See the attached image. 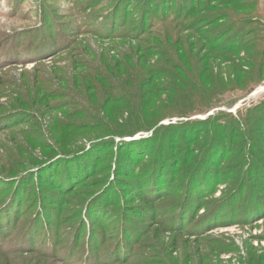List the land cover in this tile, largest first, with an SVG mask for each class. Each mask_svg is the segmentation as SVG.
<instances>
[{
  "label": "rangeland",
  "instance_id": "obj_1",
  "mask_svg": "<svg viewBox=\"0 0 264 264\" xmlns=\"http://www.w3.org/2000/svg\"><path fill=\"white\" fill-rule=\"evenodd\" d=\"M146 1L0 0V264H264V0Z\"/></svg>",
  "mask_w": 264,
  "mask_h": 264
},
{
  "label": "trees",
  "instance_id": "obj_2",
  "mask_svg": "<svg viewBox=\"0 0 264 264\" xmlns=\"http://www.w3.org/2000/svg\"><path fill=\"white\" fill-rule=\"evenodd\" d=\"M200 1V6L198 7V8H196V9H194L195 8V4L191 7V8H185V9H183V7H181L180 5H176V2H174L173 0H170V2H167L166 0L165 1H163L162 3V7L160 6V8H158L157 10L159 11V12H161V16H160V18H161V20L163 21V22H167L168 20H172L175 24H176V28H177V30H178V33H182L183 31H186V30H194V29H196L195 31H197L198 33H197V35H199L198 37H200L201 38V40H203V41H206V44H204V46L201 48V53H202V51H206V49L208 50L207 51V58L208 59H210L209 58V55H210V57L212 56H214L215 58H218V57H221V56H226V57H229V56H233V55H238L240 52L239 51H242V49H241V47H239V46H236L235 44L233 45V46H231V47H228L227 45H222V44H220L219 43V41H221V39H222V34L220 33V34H218L215 38H210V37H208V35L210 34H208L207 33V29L209 28V25L210 24H212V26L213 25H215V24H217L219 21H223V20H226V19H228V16H226V15H224V14H220V13H217L216 14V18L215 19H213V20H211L209 17H207V18H201V20H196V21H193V23H191V25L190 24H187L186 25V22L185 21H182L181 19L183 18L182 16H183V14H184V16H187V17H190L191 18V16L192 15H195L196 13H198V12H200L201 10H202V8L204 7V4H203V2H206V6L205 7H208V6H216V4L217 5H219V6H221L222 8H226L227 6H233L236 10H241L242 9V7L241 6H243L240 2H239V0H231V1H229V2H225V0H199ZM146 4H151V5H153L154 4V0H147L146 1ZM93 7H91V9H92ZM175 9H178L179 10V13L178 12H174V10ZM124 11H128V8H125V10ZM116 11H112L111 12V16H110V20L108 21L110 24H111V29H112V26L115 24V20H116ZM170 16H172V17H170ZM141 18H146V19H148V20H152L153 18H149V12H147L146 11V13H144L143 14V12H142V14H141ZM185 19H186V17H185ZM153 20H155V18L153 19ZM244 21H245V19H244ZM107 22V23H108ZM207 23L209 24L208 25V27H207ZM116 25H117V20H116ZM98 28H96V30H97ZM99 30V29H98ZM98 32V31H97ZM145 32V31H144ZM171 37V38H170ZM172 37H174V35L171 33V34H169L168 36H167V41L168 40H170V39H172ZM239 40H240V43H241V46H242V48H244L245 50H252L253 48H254V46H252L251 44H249V42H244L245 40H244V38L243 37H241V38H239V37H237ZM176 45H175V47L176 48H178L179 49V47H181L182 45H180V42L178 41V42H176L175 43ZM192 45V44H191ZM256 45V44H255ZM148 52V51H147ZM179 53V52H178ZM158 54L159 55H161V56H164V55H166V53L164 52V51H160V52H158ZM190 54H192V55H194L193 53H192V51H190ZM214 54V55H213ZM150 56H155L154 54H150L149 55V57ZM141 57H144V55L143 56H141ZM140 59V58H139ZM208 62H209V60H208ZM177 68V71L180 73V74H182L183 75V77H185V75H187L186 74V70H185V67L184 66H177L176 67ZM208 68H209V64H208ZM208 68H204L206 71H208L209 69ZM235 70L239 73V74H241V71H239L237 68H235ZM151 73H153V74H157V75H159V76H162V74L164 73V71H162V70H156V71H151ZM152 74V75H153ZM147 76V75H146ZM146 78V77H145ZM145 78L144 79H141V80H143V81H145ZM102 81H104V83H106L108 86L110 85V84H112V81H110V80H108V78H106V77H104L103 79H102ZM147 81V80H146ZM101 86H102V84H101ZM138 94H139V100H141L140 102H141V106L139 105L138 107H136V110H138V111H140V114H137V111L135 112V111H133V113H134V115H136V116H138V119H141V116H143V119L144 120H147L148 118L145 116V112H147V111H149V101H147V99H146V97H148L149 98V95H148V93L147 92H145V91H138ZM112 97L113 96H108L107 97V99H112ZM158 101L159 100H157V103H156V105H157V108L159 107V106H161L160 104H162L163 102H159L158 103ZM110 102V101H109ZM210 106L211 105H209L208 107L206 106L205 108L207 109V110H209V108H210ZM205 109V110H206ZM202 111L203 110H201V113H202ZM204 112V111H203ZM143 114V115H142ZM113 115H114V113L112 112V113H110V116H109V118L111 119L112 117H113ZM150 120V119H149ZM208 120H205L204 122H207ZM203 122V123H204ZM156 123H157V121H156ZM238 124V123H237ZM169 126H173V124H169ZM72 126H68V128H71ZM220 127H223V126H219V128ZM227 127V126H226ZM145 139V138H144ZM216 139H214V141H215ZM218 149H214L213 150V155L212 156H210V157H208V165H209V162H210V160H209V158L211 159V160H215L216 161V159L217 158H219L221 155H222V151H223V149H225L226 147H225V145H223V142L222 141H220V143L216 146ZM213 148H215V147H213ZM215 153V154H214ZM177 165H174L173 167L172 166H170L169 167V169H170V175L171 176H173V174H174V170H176V167L180 164V160H178L177 162ZM216 163V162H215ZM215 163L213 164V166H215ZM206 164V163H205ZM162 165V164H161ZM219 165H221V162H220V164ZM216 167H217V165H216ZM205 168V167H204ZM203 168V169H204ZM158 179H160V180H162L163 178H165V172H164V169H159L158 170ZM210 173H208V172H206L205 174H203V178H205V176H211V175H209ZM83 175L81 174L79 177H82ZM79 179H81V178H79ZM161 197V196H160ZM160 199V198H159ZM34 231H35V233H36V229H33ZM32 240V239H31Z\"/></svg>",
  "mask_w": 264,
  "mask_h": 264
}]
</instances>
